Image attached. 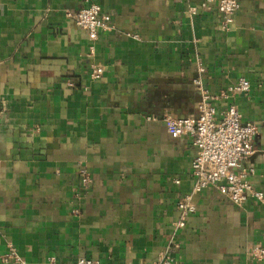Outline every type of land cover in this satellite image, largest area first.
Here are the masks:
<instances>
[{
  "label": "crops",
  "instance_id": "0c3cea01",
  "mask_svg": "<svg viewBox=\"0 0 264 264\" xmlns=\"http://www.w3.org/2000/svg\"><path fill=\"white\" fill-rule=\"evenodd\" d=\"M202 1L0 0V264H14L2 260L9 245L28 264H264L250 256L264 245V202L237 206L208 186L175 225L195 148L164 116L197 114L198 76L210 93L250 82L217 116L233 103L257 125L241 164L264 192V0H238L227 31L216 1ZM90 2L113 22L92 56L67 14Z\"/></svg>",
  "mask_w": 264,
  "mask_h": 264
},
{
  "label": "built area",
  "instance_id": "2783aa9c",
  "mask_svg": "<svg viewBox=\"0 0 264 264\" xmlns=\"http://www.w3.org/2000/svg\"><path fill=\"white\" fill-rule=\"evenodd\" d=\"M212 1H216L220 14L219 29L229 30L239 7L238 0H203L201 5L204 6ZM188 11L195 14L197 10L195 6H190ZM67 14L78 27L87 32L90 43L86 54L92 56L99 34L113 28L110 14L102 11L95 2H90L76 11H68ZM197 40V38L194 39V41ZM195 67L199 73L204 71L200 61ZM102 72V66L92 65L89 78L95 80L101 76ZM193 82L200 92L197 114L184 117L164 116L169 134L173 137L187 134L195 148V154L190 162L192 186L188 192L179 196L176 202L179 217L175 225L178 228L185 225L187 218L196 209L193 195L208 186L216 187L222 195L237 206H241L248 199L259 203L264 202V192L255 188L249 178L254 169L243 167L241 164V161L254 152L252 139L257 133V125L253 121L243 120L242 114L233 103L228 104L217 116L216 103L234 94L248 92L250 82L246 78H239L237 82L217 93H210L205 89L199 76L194 78ZM79 172L81 189L86 192L92 181L90 173L82 164H79ZM175 181L178 182V180ZM250 256L258 261L264 260V245H254L250 249ZM2 260L14 264H28L11 245L2 255ZM171 262L172 258L163 254L151 264H171ZM72 264H98V262L90 256H81Z\"/></svg>",
  "mask_w": 264,
  "mask_h": 264
}]
</instances>
